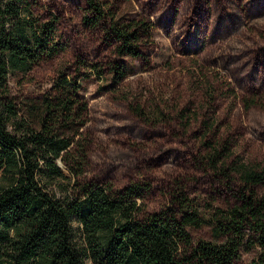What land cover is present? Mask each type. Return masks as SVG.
<instances>
[{
  "label": "trees",
  "instance_id": "obj_1",
  "mask_svg": "<svg viewBox=\"0 0 264 264\" xmlns=\"http://www.w3.org/2000/svg\"><path fill=\"white\" fill-rule=\"evenodd\" d=\"M121 1L84 0L82 22L101 28L115 54L144 59L153 23L122 11ZM35 3L0 0V264H239L241 253L252 250L249 264H264V163L234 155L214 123L202 122L208 137L200 162L223 181L232 201L201 208L178 187L169 205L148 211L142 184L116 187L85 177L89 111L79 71L101 73L95 63L78 58L77 74L60 69L39 98L15 105L9 75L25 73L64 48L56 16L41 19ZM109 73L116 83L130 70L112 62ZM243 101L245 107L257 102ZM129 108L148 122L174 119L158 107L150 113L138 103ZM190 113L184 107L176 115L181 120ZM203 224L221 240H193L187 228Z\"/></svg>",
  "mask_w": 264,
  "mask_h": 264
},
{
  "label": "rangeland",
  "instance_id": "obj_2",
  "mask_svg": "<svg viewBox=\"0 0 264 264\" xmlns=\"http://www.w3.org/2000/svg\"><path fill=\"white\" fill-rule=\"evenodd\" d=\"M119 6L153 23L144 59L115 54L101 28L85 26L84 0H36L33 9L41 19L56 16L64 48L25 73L10 74L11 99L21 107L39 98L58 70L77 74L78 58L95 63L101 73L79 71L89 111L86 179L116 187L142 184L148 211L169 205L178 187L201 208L225 206L230 191L200 162L208 137L202 122L214 123L216 136L228 139L244 162L264 163V0H123ZM112 62L124 63L130 74L112 82ZM251 97L257 102L245 107L243 99ZM129 103L147 113L158 107L174 119L145 121ZM184 107L191 113L180 120L177 110ZM187 229L193 240H221L208 224ZM254 255L242 252L239 264H249Z\"/></svg>",
  "mask_w": 264,
  "mask_h": 264
}]
</instances>
